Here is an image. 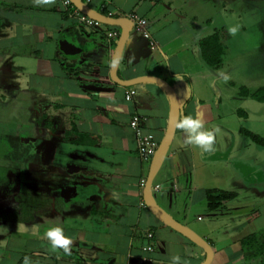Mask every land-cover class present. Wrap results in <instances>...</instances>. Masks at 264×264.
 I'll list each match as a JSON object with an SVG mask.
<instances>
[{"label":"crops","instance_id":"1","mask_svg":"<svg viewBox=\"0 0 264 264\" xmlns=\"http://www.w3.org/2000/svg\"><path fill=\"white\" fill-rule=\"evenodd\" d=\"M83 1L109 16L144 18L151 38L132 28L118 76L164 79L179 100L178 122L190 115L203 121L206 130L219 132L221 116L206 107L201 84L192 82L205 69L200 41L215 30L206 33L198 26L190 0ZM69 9L62 0L51 4L0 0V88L4 90L0 96L17 97L32 106L29 110L42 128L47 125L61 132L60 142L51 146V162L38 160L36 168L42 172L36 173L35 191L21 192L25 203L29 196L36 207L20 211L19 219H0V264H24L26 256L31 264H170L175 254L181 256L182 264L202 262L203 248L163 223L143 201L149 161L138 155L129 120L133 114L144 116L143 131L153 134L158 143L170 110L165 92L148 81L129 87L114 82L110 68L119 27L81 23L67 15ZM127 88L133 90L130 99L125 98ZM217 95L219 103L221 94ZM216 148L210 155H218ZM31 149L42 156L49 151L45 146ZM216 158L187 143L184 130L176 126L152 181L153 197L210 244V264L262 262L263 256L241 244L245 236L257 233L228 230L223 232L225 244L216 239L215 226L225 219L216 213L228 201L208 208L205 217L199 213L208 207L209 189L236 196L247 190L240 179L221 189L210 185V179L219 174ZM47 169L50 172L45 173ZM202 169L206 172L201 180ZM10 202L11 197L3 206ZM4 213L9 214L5 208ZM55 226L72 239L71 254L52 248L46 232Z\"/></svg>","mask_w":264,"mask_h":264},{"label":"rangeland","instance_id":"2","mask_svg":"<svg viewBox=\"0 0 264 264\" xmlns=\"http://www.w3.org/2000/svg\"><path fill=\"white\" fill-rule=\"evenodd\" d=\"M189 6L197 15L198 26L206 33L215 30L223 45L221 64L210 68L204 61L205 69L192 81L201 84L206 107L221 116L214 142L218 155L204 151L206 157L218 156L219 162V174L209 183L221 189L240 179L247 188L217 210L216 215L225 219L215 226V237L225 244V231L259 234L264 230V147L239 132L246 128L264 136V101L251 95L264 87V0H190ZM232 27L237 28L234 34ZM3 91L0 88V93ZM29 108L32 106L17 97L0 96V207L13 193L35 191L36 173L42 172L36 168L38 160L51 162V146L60 142V130L47 125L42 128ZM36 146L49 151L42 156L32 151ZM204 172L202 169L201 180ZM209 211L204 206L199 213L205 217ZM252 264H264V259Z\"/></svg>","mask_w":264,"mask_h":264},{"label":"water","instance_id":"3","mask_svg":"<svg viewBox=\"0 0 264 264\" xmlns=\"http://www.w3.org/2000/svg\"><path fill=\"white\" fill-rule=\"evenodd\" d=\"M80 12L87 15L88 17L104 24H110L118 26L120 29V33L118 36V40L115 45V49L112 56L111 61V68H110V75L111 79L125 87L133 86L137 83L148 81L157 84L166 94L170 110H169V117L167 126L164 132L163 137L158 142L151 158L149 161V167L147 176L144 182L143 186V201L145 206L157 217L159 218L163 223L177 231L178 233L185 236L187 239L192 241L193 243L199 245L203 248L205 251V258L202 262L198 264H210L212 257H213V250L210 246V244L199 234H197L194 230H192L190 227H188L185 224L180 223L176 219H174L168 212H166L154 199L152 194V181L153 178L164 159L168 148L170 146V143L173 139L176 126L179 120L180 115V104L178 97L173 89V87L166 82L164 79L157 77V76H151V75H143V76H137L130 79H122L117 74V68L119 64V60L121 57V53L123 50V47L125 45V42L128 38V35L130 31L133 28V21L131 18L127 16H109L106 15L100 11H97L96 9L89 6L85 1L83 0H69ZM142 264H165V263H159V262H146Z\"/></svg>","mask_w":264,"mask_h":264},{"label":"trees","instance_id":"4","mask_svg":"<svg viewBox=\"0 0 264 264\" xmlns=\"http://www.w3.org/2000/svg\"><path fill=\"white\" fill-rule=\"evenodd\" d=\"M200 51L205 63L209 66L217 65L222 61L223 45L216 31L200 41ZM251 95L257 100L264 101V87L261 90L254 91ZM240 132L253 143L264 147V136L258 135L246 128H241ZM234 197H236V193L226 190L209 189L206 191L207 206L211 210L222 206L224 202L229 201ZM24 198H26V196L22 194H11L10 204H7L5 207L2 206L0 209V219H19L22 217V211L24 212L25 209L32 210L36 207V202L29 199V196L26 203L23 200ZM4 208L8 210V215H5ZM241 244L245 249L254 250V255H261L264 257V230L260 234H250L245 236L241 240Z\"/></svg>","mask_w":264,"mask_h":264},{"label":"clouds","instance_id":"5","mask_svg":"<svg viewBox=\"0 0 264 264\" xmlns=\"http://www.w3.org/2000/svg\"><path fill=\"white\" fill-rule=\"evenodd\" d=\"M37 3L51 4L52 0H37ZM237 28H230L231 33H236ZM223 75V74H222ZM227 79V76H224ZM177 127L183 129L186 134L187 143L199 146L203 151L209 152L214 148L215 134L218 129L206 130L204 123L198 118L190 115L184 116L178 123ZM46 236L51 243L53 249H63L66 254H71L70 245L73 243L72 239L64 234L60 226L49 228ZM24 264H31L30 259L26 256ZM170 264H182V258L179 254L171 257Z\"/></svg>","mask_w":264,"mask_h":264},{"label":"built area","instance_id":"6","mask_svg":"<svg viewBox=\"0 0 264 264\" xmlns=\"http://www.w3.org/2000/svg\"><path fill=\"white\" fill-rule=\"evenodd\" d=\"M65 5H68L70 9L67 11L69 17H73L81 23L89 25H97L100 22L88 17L87 15L80 12L69 0H62ZM133 21V27L140 31L142 35L146 38H151L150 33L146 29V20L139 16L133 15L131 17ZM114 33L109 32L108 35L112 36ZM150 44L152 47L155 43L151 40ZM133 94V90L127 88L125 90V98L130 99ZM145 117L139 114H133L129 120V127L133 130L137 142L138 155L143 161H150V158L157 146V141L155 140L153 134L145 133L143 131V124ZM149 236L151 234H148Z\"/></svg>","mask_w":264,"mask_h":264}]
</instances>
